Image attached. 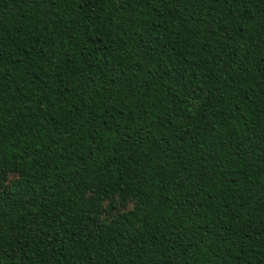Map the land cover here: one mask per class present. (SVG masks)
<instances>
[{
  "label": "trees",
  "instance_id": "trees-1",
  "mask_svg": "<svg viewBox=\"0 0 264 264\" xmlns=\"http://www.w3.org/2000/svg\"><path fill=\"white\" fill-rule=\"evenodd\" d=\"M0 264H264V0H0Z\"/></svg>",
  "mask_w": 264,
  "mask_h": 264
},
{
  "label": "rangeland",
  "instance_id": "rangeland-1",
  "mask_svg": "<svg viewBox=\"0 0 264 264\" xmlns=\"http://www.w3.org/2000/svg\"><path fill=\"white\" fill-rule=\"evenodd\" d=\"M124 207H122L121 205H118V207L116 208H114V210L112 211V213H114V212H116V211H118V210H120V209H123ZM109 216V215H108Z\"/></svg>",
  "mask_w": 264,
  "mask_h": 264
}]
</instances>
